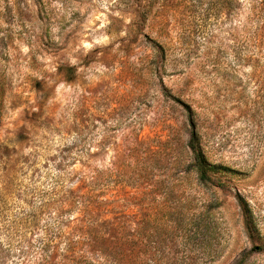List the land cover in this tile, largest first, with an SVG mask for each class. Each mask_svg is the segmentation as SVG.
<instances>
[{
  "label": "rangeland",
  "instance_id": "obj_1",
  "mask_svg": "<svg viewBox=\"0 0 264 264\" xmlns=\"http://www.w3.org/2000/svg\"><path fill=\"white\" fill-rule=\"evenodd\" d=\"M261 29L264 0H0V264H264Z\"/></svg>",
  "mask_w": 264,
  "mask_h": 264
},
{
  "label": "trees",
  "instance_id": "obj_2",
  "mask_svg": "<svg viewBox=\"0 0 264 264\" xmlns=\"http://www.w3.org/2000/svg\"><path fill=\"white\" fill-rule=\"evenodd\" d=\"M262 33L264 31V29H261ZM4 86L2 84H0V123L2 120V106H3V101H4ZM191 123H192V129L190 131V137L189 140L187 142V145L185 147H187L189 153L191 154L192 157V161H193V165L195 167V170L197 171V173L199 174L201 180H208V178H210V174L212 172L215 171V165H213L212 163H210L205 155V152L203 151V148L201 146V143L199 141L198 138V134H197V130H196V126L194 124V121L192 119V117H190ZM136 145L140 146L144 148L143 143H141L140 140H136ZM138 149L137 148L134 149V153H138ZM146 150V153H149L150 157H159L161 156L162 152H163V148L162 147H158V148H153L151 146V144H148V147L144 148ZM134 155V154H133ZM132 155V156H133ZM89 172L92 173L90 177H88V183L90 184L88 186L93 187V185H96L99 183L100 178H98L97 175V169L93 166L89 167ZM87 172V173H89ZM87 173H85L84 175H87ZM128 173H124V175H127ZM80 178V177H79ZM80 181H82L83 183H86V179L83 177L81 179H79ZM74 199L73 203H76L77 201H82L84 204V208H83V213L84 216L87 217L88 219V225L87 227L85 226H76V231H79L81 233H88L90 235V237H88V240L92 241V243L95 244V246L98 249L99 245H103V244H107L108 245L105 247V250H107L111 245V248L116 246V241H112L113 236H115L114 232L116 231L114 227H111L110 231H108L107 235H101L102 230L97 228L96 223L94 222V210H96V208H98L99 204L95 203L93 200L92 196L86 195V194H78V195H74L73 196Z\"/></svg>",
  "mask_w": 264,
  "mask_h": 264
}]
</instances>
